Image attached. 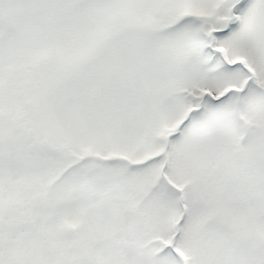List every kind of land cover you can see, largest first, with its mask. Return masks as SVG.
Returning a JSON list of instances; mask_svg holds the SVG:
<instances>
[{"label": "snow or ice", "instance_id": "6c2138e0", "mask_svg": "<svg viewBox=\"0 0 264 264\" xmlns=\"http://www.w3.org/2000/svg\"><path fill=\"white\" fill-rule=\"evenodd\" d=\"M0 264H264V0H0Z\"/></svg>", "mask_w": 264, "mask_h": 264}]
</instances>
